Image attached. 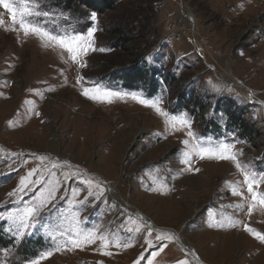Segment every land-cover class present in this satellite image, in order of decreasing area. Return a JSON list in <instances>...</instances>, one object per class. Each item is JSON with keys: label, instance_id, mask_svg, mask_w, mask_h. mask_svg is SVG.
<instances>
[{"label": "rangeland", "instance_id": "374dc122", "mask_svg": "<svg viewBox=\"0 0 264 264\" xmlns=\"http://www.w3.org/2000/svg\"><path fill=\"white\" fill-rule=\"evenodd\" d=\"M41 7L56 13L50 29L95 27L97 51L80 67L58 46L26 37L0 7V264H27L45 251L53 255L40 264H135L142 256L141 264H264V244L244 230L264 233V207L257 202L249 214L243 175L264 174V0H122L101 14L62 0ZM131 11L143 20L132 33L152 83L120 74L133 62L131 51L116 49L115 32ZM121 30L119 37L130 36ZM85 87L123 98L91 100ZM133 96L190 120L194 137ZM221 143L234 145L242 170L196 154ZM185 152L193 153L192 170ZM33 170L38 182L17 191ZM255 190L264 195V183ZM28 207L39 222L18 240L16 217ZM86 231L132 246L113 244L111 256L101 254L99 240L63 247Z\"/></svg>", "mask_w": 264, "mask_h": 264}, {"label": "snow or ice", "instance_id": "6c2138e0", "mask_svg": "<svg viewBox=\"0 0 264 264\" xmlns=\"http://www.w3.org/2000/svg\"><path fill=\"white\" fill-rule=\"evenodd\" d=\"M0 7L5 9L13 25H19V29L22 30L23 34L27 37L28 35H34L41 40L42 43L52 44L53 46H58L60 49L66 51L74 63H79L80 67H85L86 65L82 62V58L87 56L91 51H97L94 46V33L96 32L95 27H89L86 32H76L71 33L65 30L64 32L56 31L54 28L50 29L49 24H55L56 13L45 10L41 7V0H20V6L18 7L14 0H0ZM91 21H96V14L92 13L90 17ZM4 20L0 18V26H3ZM7 30V29H6ZM11 30H16L12 28ZM99 51L103 52L105 49L100 48ZM83 80V77L80 78ZM83 95L88 97L91 100L109 102L111 103L112 97L123 98V94L120 92H114L107 89H100L99 87L88 88L85 87L83 90ZM134 100H138L139 103L154 108L155 111L166 118L174 130H179L176 128V124L187 127V135L189 137H194V133L191 131V121L185 118H177L171 114L163 111L159 107L158 101H151L147 99H140L139 97L133 96ZM185 145L189 144L188 140L183 141ZM234 145L229 143H221L215 149L201 147L196 152L199 155L200 159L215 158L217 160H231L235 163V166L238 170H242V165L237 160V156L232 152ZM192 152L184 153V161L189 165V170L191 169V156ZM199 171V169H195ZM35 174V170L29 172L27 176L21 177L19 182V188L17 191L24 192L31 184H35L38 181L30 179ZM244 183L247 185V191L251 196L252 204L249 205L248 211L251 214L253 207L258 202L262 207H264V195L259 194L255 189L259 187L260 184L264 183V174L249 173L248 171L243 172ZM87 184L91 185L92 181H86ZM55 189H52L48 193L49 200L55 199ZM233 195H240L241 193L233 190ZM10 196L15 195L10 193ZM237 207H242V205H237ZM19 220V223L16 225V231L14 233L15 237L19 240L24 237L29 228L35 227L36 223L39 221L36 220V209L28 207L25 209L24 213L19 217H16ZM231 227H235L236 224L232 223ZM244 230L251 234L255 239L260 243L264 244V233L257 231L255 228L244 225ZM151 234V229L149 231V236ZM63 235V233H61ZM171 239V237H167ZM55 240V237H52ZM158 241L161 237L157 236ZM100 241V252L102 255L111 256L112 252L107 251V249L113 244L115 247L128 248L131 247L130 242H125L121 244L120 240L117 238L115 240H109L105 235H97L96 231H86L84 233L76 232L74 235H70L63 245L64 248L69 246L72 249L81 248L86 244H95L97 241ZM145 243L151 246V240L146 239ZM61 248L57 247L54 251H60ZM53 255V251H45L40 254L37 258L32 259L27 262V264H40V262ZM144 257L137 259L135 264H141V260ZM102 264V262H101ZM180 264H184L183 261H180Z\"/></svg>", "mask_w": 264, "mask_h": 264}, {"label": "trees", "instance_id": "16d2710c", "mask_svg": "<svg viewBox=\"0 0 264 264\" xmlns=\"http://www.w3.org/2000/svg\"><path fill=\"white\" fill-rule=\"evenodd\" d=\"M120 1L122 0H62V4L63 5L65 4L67 8H72V9H76L78 5H81L93 10L94 12L101 14L107 12L108 13L115 12L117 10L116 7L119 6L120 4ZM150 2L151 0H149V3ZM123 12L121 13V18H120L121 26L118 28V32H115V35L118 36L115 47L116 49L122 50L128 54L131 51L130 56L132 57V59L130 61L133 62V66L131 69L123 70V72H121L120 74H122V76L129 83H135L140 81H149V83H152L150 82L151 80L149 79L147 74L144 72L145 66H143V64L138 65V62L141 61L143 51L140 49V46H138L139 44L137 46L135 45L136 40H138V38L136 35H133L132 33L135 30V28L142 27L141 25L143 24L142 23L143 20L140 19L141 14L137 12L135 13L134 11H131L128 14H124ZM121 27H123V29H126L128 31L127 33H129L130 36L125 37L121 35L119 37V34L122 31H125V30H121ZM152 86H155V84L153 83ZM232 121L235 124V126H237L239 129L242 130V133L245 135V137L247 134H249L248 130H245L246 129L245 126L239 125V122H236L238 121L236 115H234Z\"/></svg>", "mask_w": 264, "mask_h": 264}, {"label": "water", "instance_id": "95a60500", "mask_svg": "<svg viewBox=\"0 0 264 264\" xmlns=\"http://www.w3.org/2000/svg\"><path fill=\"white\" fill-rule=\"evenodd\" d=\"M252 98V97H251ZM258 103H260L261 104V102H258ZM168 232V231H167ZM170 234H171V232H170Z\"/></svg>", "mask_w": 264, "mask_h": 264}, {"label": "bare ground", "instance_id": "6f19581e", "mask_svg": "<svg viewBox=\"0 0 264 264\" xmlns=\"http://www.w3.org/2000/svg\"><path fill=\"white\" fill-rule=\"evenodd\" d=\"M227 77H229L227 74H226Z\"/></svg>", "mask_w": 264, "mask_h": 264}]
</instances>
